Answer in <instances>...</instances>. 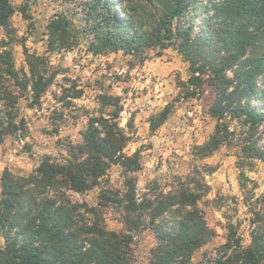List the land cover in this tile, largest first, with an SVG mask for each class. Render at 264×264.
I'll return each mask as SVG.
<instances>
[{
  "label": "trees",
  "instance_id": "trees-1",
  "mask_svg": "<svg viewBox=\"0 0 264 264\" xmlns=\"http://www.w3.org/2000/svg\"><path fill=\"white\" fill-rule=\"evenodd\" d=\"M86 1L94 22L95 51H131L148 40L146 34L137 33L134 18L139 16L125 11L124 1ZM145 2L146 8L155 11L156 34L150 43L156 39L155 44L165 47L166 41L175 42L189 63L190 95L202 91L205 83L213 89L207 113L216 122L214 132L195 147L196 153L209 157L220 146L239 142L242 159L238 167L250 166L253 160L264 162V0H223L219 4L206 0L211 21H205L208 28L198 34L183 21L190 7L200 5L199 0ZM12 12L9 0H0V25L8 27ZM69 24L65 16L53 18L48 25L52 41L67 45ZM25 57L29 80L19 77L9 51L0 54V144L24 128L23 118L16 121V107L28 86L32 104L37 105L50 83L44 58L28 53ZM167 114L163 110L152 127L161 126ZM234 121L240 125L237 141V130L230 128ZM127 142L128 137L112 121H91L81 143L69 146L65 163L44 155L27 175L5 170L0 184L4 241L0 264H134L132 235L145 229L152 230L158 241L147 264H189L192 254L213 235L199 208L203 186L190 178L166 194L155 195L149 189L137 198L132 175L141 169L140 150L123 154ZM110 165L123 168L122 192L101 187L96 206L73 200L70 193L82 195L100 186ZM107 207L118 209L120 232L106 228L103 209ZM254 209L250 244L243 247L229 226L227 241L219 248V264H264V204Z\"/></svg>",
  "mask_w": 264,
  "mask_h": 264
},
{
  "label": "rangeland",
  "instance_id": "rangeland-1",
  "mask_svg": "<svg viewBox=\"0 0 264 264\" xmlns=\"http://www.w3.org/2000/svg\"><path fill=\"white\" fill-rule=\"evenodd\" d=\"M121 1L125 11L139 16L134 18L137 33L149 37L131 51H95L94 22L86 0H9L13 12L8 27L0 25V54L10 52L22 80L30 79L25 54L44 58L50 83L39 104H32L30 86L17 104L16 121L23 118L24 128L0 144V184L5 170L27 175L44 155L65 163L70 157L69 146L81 143L91 121H112L128 137L123 154L130 156L140 150L141 169L132 175L137 198L149 189L155 195L166 194L190 178L203 186L205 195L199 208L213 235L192 254L189 264H219V248L227 241L229 226L243 247L250 244L251 212L264 204V162L253 160L250 166L238 167L242 159L239 142L222 145L209 157H199L195 147L204 144L215 128V120L207 113L213 89L205 83L202 91L190 95L189 63L175 42L166 41L165 47L155 44L156 39L150 43L156 34L155 11L146 8L145 0ZM199 1L183 21L193 34L203 32L208 28L205 21H211L206 0ZM57 16H65L70 23L65 46L52 41L48 27ZM165 109L168 114L163 124L153 128ZM230 128L237 130V141L239 123L231 122ZM123 173L120 165H110L100 186L82 195L70 194L77 202L96 206L101 187L122 192ZM119 218L118 209H103L108 230H122ZM3 242L0 234V247ZM130 244L134 264H147L158 241L152 230L145 229L133 234Z\"/></svg>",
  "mask_w": 264,
  "mask_h": 264
}]
</instances>
